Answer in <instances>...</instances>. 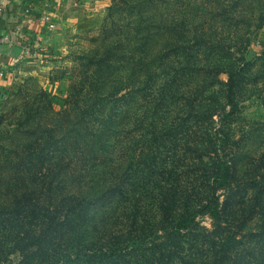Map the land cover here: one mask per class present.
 <instances>
[{
    "label": "trees",
    "instance_id": "trees-1",
    "mask_svg": "<svg viewBox=\"0 0 264 264\" xmlns=\"http://www.w3.org/2000/svg\"><path fill=\"white\" fill-rule=\"evenodd\" d=\"M85 72L83 81L93 78L87 91L81 94L85 86L76 87L59 112L52 113L50 101L46 108L39 107L41 117L22 131L23 149L35 151L30 165L24 166L26 158L18 152L13 155L16 165L0 164L5 194L10 184L16 185L14 178H21L25 188L15 186L10 192V259L17 264H92L94 255L113 248L124 252V264H264V186L242 183L230 159L228 164L215 158V170L209 163L195 168L203 162L200 155L181 168L178 162L187 157L180 155L170 163L168 156L177 148L176 141L171 142L173 148L159 145L157 150H165L161 154L153 143L146 146L138 139L142 134L156 136L151 127L155 116L164 119V136L172 134L167 122L197 124L224 117V107L209 102L208 88H159L167 104L157 115L153 91L143 111L137 100L139 83L126 81L117 70H94L91 77L90 70ZM229 74L230 82L232 70ZM145 122L150 123L147 128ZM189 128L193 133L200 130ZM124 137H129V145L108 170L103 157L110 150H122L119 140ZM187 144L180 147L189 151L197 146L184 147ZM145 149L148 159L132 156ZM23 169L28 175H6ZM190 175L204 181H179ZM112 195L119 203L95 217L94 207ZM198 216L208 217L211 225L201 224ZM167 235L174 242H165ZM2 255L5 251L0 250Z\"/></svg>",
    "mask_w": 264,
    "mask_h": 264
},
{
    "label": "rangeland",
    "instance_id": "rangeland-1",
    "mask_svg": "<svg viewBox=\"0 0 264 264\" xmlns=\"http://www.w3.org/2000/svg\"><path fill=\"white\" fill-rule=\"evenodd\" d=\"M3 1L5 5L15 2L17 8L24 5L25 13H33V0ZM40 1L50 5L45 14L34 15L44 22L40 44L35 54L19 61L13 75L0 86V164L7 168L16 165L13 155L18 152L26 158L27 168L36 157L32 147L23 149L26 139L22 131L41 117L39 109L50 101L52 113L59 112L76 87L82 84L81 94L87 91L93 78L83 81L86 70H90L89 77L94 70H117L126 81L139 83L137 100L143 111L153 91L157 115L163 112L167 102L160 99V89L169 84L175 89L191 85L208 88L209 102L221 104L226 112L224 117L197 124L167 122L173 127L170 136L160 133L166 125L161 116H155L151 127L157 134L153 138L140 135L142 144L153 143L157 150L163 144L173 148L171 142L176 141L177 148L168 151V156L170 163L180 155L187 157L178 162L181 168L189 158L200 155L203 162L198 161L195 168L209 163L210 170H215L219 165L215 158L227 163L230 159L242 183L264 186V0ZM218 68L224 71L220 73ZM230 70L234 77L229 82ZM149 124L142 123L143 128ZM190 126L200 130L193 133ZM129 137L119 140L124 144L122 150L105 153L108 170L114 169V160L129 145ZM182 142L197 146L184 151ZM189 144L184 147L192 146ZM36 152L40 154V147ZM157 152L164 154L165 150L158 148ZM138 153L132 156L149 158L148 149ZM24 174L28 175L26 169L6 172L7 176ZM195 178L190 175L179 181H204ZM12 180L16 185L10 184L7 194L0 184V250L5 251L0 264L18 263L8 254L13 228L10 192L15 186L20 191L25 188L21 178ZM105 201L94 207L98 211L95 217H101L99 210L104 207L105 212L112 211L119 203L115 195ZM19 211L23 215V209ZM197 220L211 225L208 217L198 216ZM164 240L172 243L175 238L167 235ZM84 253L87 257V251ZM124 258V252L105 249L94 255L92 264H124Z\"/></svg>",
    "mask_w": 264,
    "mask_h": 264
},
{
    "label": "crops",
    "instance_id": "crops-1",
    "mask_svg": "<svg viewBox=\"0 0 264 264\" xmlns=\"http://www.w3.org/2000/svg\"><path fill=\"white\" fill-rule=\"evenodd\" d=\"M3 2L0 0L1 5ZM6 5L0 11V86L13 75L20 60L35 54L44 33V22L34 15L45 14L50 6L33 0V13L28 14L24 5L17 8L18 4L12 1Z\"/></svg>",
    "mask_w": 264,
    "mask_h": 264
},
{
    "label": "built area",
    "instance_id": "built-area-1",
    "mask_svg": "<svg viewBox=\"0 0 264 264\" xmlns=\"http://www.w3.org/2000/svg\"><path fill=\"white\" fill-rule=\"evenodd\" d=\"M3 3H2V5L0 4V11H4V4Z\"/></svg>",
    "mask_w": 264,
    "mask_h": 264
}]
</instances>
